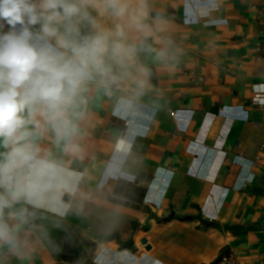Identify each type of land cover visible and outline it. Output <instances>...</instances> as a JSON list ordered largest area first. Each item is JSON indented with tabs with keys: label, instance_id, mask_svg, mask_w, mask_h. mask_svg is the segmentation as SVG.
I'll list each match as a JSON object with an SVG mask.
<instances>
[{
	"label": "crops",
	"instance_id": "crops-1",
	"mask_svg": "<svg viewBox=\"0 0 264 264\" xmlns=\"http://www.w3.org/2000/svg\"><path fill=\"white\" fill-rule=\"evenodd\" d=\"M150 7L171 67L142 52L150 87L131 106L93 86L82 159L40 142L66 161L65 187L16 205L32 215L0 264H215L229 250L264 264V0Z\"/></svg>",
	"mask_w": 264,
	"mask_h": 264
},
{
	"label": "clouds",
	"instance_id": "clouds-1",
	"mask_svg": "<svg viewBox=\"0 0 264 264\" xmlns=\"http://www.w3.org/2000/svg\"><path fill=\"white\" fill-rule=\"evenodd\" d=\"M150 13V0H0V245L19 254L32 213L16 205L65 187L66 161L40 142L83 158L93 86L131 106L150 87L142 52L171 67L167 23Z\"/></svg>",
	"mask_w": 264,
	"mask_h": 264
},
{
	"label": "built area",
	"instance_id": "built-area-1",
	"mask_svg": "<svg viewBox=\"0 0 264 264\" xmlns=\"http://www.w3.org/2000/svg\"><path fill=\"white\" fill-rule=\"evenodd\" d=\"M255 46H256V50L259 53L262 47L261 40H258V42L255 43ZM192 76L194 80H203V77L198 76L196 73H193ZM263 148H264V141L260 145V149ZM215 264H255V263H244L239 259L235 251L229 250L223 253Z\"/></svg>",
	"mask_w": 264,
	"mask_h": 264
},
{
	"label": "snow or ice",
	"instance_id": "snow-or-ice-1",
	"mask_svg": "<svg viewBox=\"0 0 264 264\" xmlns=\"http://www.w3.org/2000/svg\"><path fill=\"white\" fill-rule=\"evenodd\" d=\"M229 111H231V110H229ZM235 115V114H234ZM231 118V117H230ZM193 148H195V144L193 145ZM247 164H248V162H245V166L247 167ZM169 173H161V176L163 177V179L166 181L167 179H168V177H169Z\"/></svg>",
	"mask_w": 264,
	"mask_h": 264
},
{
	"label": "water",
	"instance_id": "water-1",
	"mask_svg": "<svg viewBox=\"0 0 264 264\" xmlns=\"http://www.w3.org/2000/svg\"><path fill=\"white\" fill-rule=\"evenodd\" d=\"M143 242H146L145 240Z\"/></svg>",
	"mask_w": 264,
	"mask_h": 264
}]
</instances>
